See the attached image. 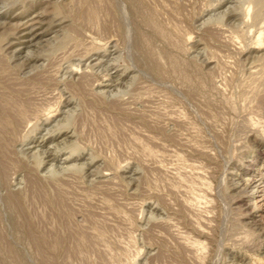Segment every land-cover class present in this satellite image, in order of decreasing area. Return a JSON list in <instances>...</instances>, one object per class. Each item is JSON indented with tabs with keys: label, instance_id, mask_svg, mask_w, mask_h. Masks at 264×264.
Here are the masks:
<instances>
[{
	"label": "rangeland",
	"instance_id": "1",
	"mask_svg": "<svg viewBox=\"0 0 264 264\" xmlns=\"http://www.w3.org/2000/svg\"><path fill=\"white\" fill-rule=\"evenodd\" d=\"M0 264H264V0H0Z\"/></svg>",
	"mask_w": 264,
	"mask_h": 264
},
{
	"label": "bare ground",
	"instance_id": "2",
	"mask_svg": "<svg viewBox=\"0 0 264 264\" xmlns=\"http://www.w3.org/2000/svg\"><path fill=\"white\" fill-rule=\"evenodd\" d=\"M259 35H261V33H260ZM261 37H262V36H261ZM261 37H260V38H261ZM253 185H256V184H253Z\"/></svg>",
	"mask_w": 264,
	"mask_h": 264
}]
</instances>
